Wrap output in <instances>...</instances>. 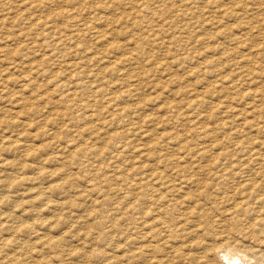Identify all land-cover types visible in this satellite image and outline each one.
<instances>
[{"label": "rangeland", "instance_id": "rangeland-1", "mask_svg": "<svg viewBox=\"0 0 264 264\" xmlns=\"http://www.w3.org/2000/svg\"><path fill=\"white\" fill-rule=\"evenodd\" d=\"M0 264H264V0H0Z\"/></svg>", "mask_w": 264, "mask_h": 264}, {"label": "bare ground", "instance_id": "bare-ground-1", "mask_svg": "<svg viewBox=\"0 0 264 264\" xmlns=\"http://www.w3.org/2000/svg\"><path fill=\"white\" fill-rule=\"evenodd\" d=\"M98 190V189H97ZM136 199V198H135ZM239 201H241V200H239ZM259 220V219H258ZM222 250V249H221ZM234 252H235V250L234 249H232V248H229V249H227V254H226V256H228V257H233L232 255H234ZM235 256V255H234ZM236 260V259H235Z\"/></svg>", "mask_w": 264, "mask_h": 264}]
</instances>
